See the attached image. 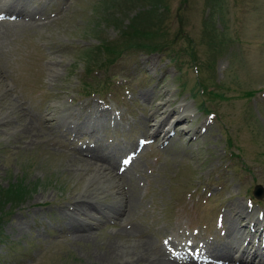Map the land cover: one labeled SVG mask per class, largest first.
I'll return each instance as SVG.
<instances>
[{"label":"rangeland","instance_id":"374dc122","mask_svg":"<svg viewBox=\"0 0 264 264\" xmlns=\"http://www.w3.org/2000/svg\"><path fill=\"white\" fill-rule=\"evenodd\" d=\"M0 4L27 13H0V194L26 189L0 264H164L232 229L261 256L264 0Z\"/></svg>","mask_w":264,"mask_h":264},{"label":"bare ground","instance_id":"6f19581e","mask_svg":"<svg viewBox=\"0 0 264 264\" xmlns=\"http://www.w3.org/2000/svg\"><path fill=\"white\" fill-rule=\"evenodd\" d=\"M6 10L9 11L7 8H5L3 6V4H0V13H2L4 15L6 13L9 16H17V17L21 16L22 18H24V15H27V13H23L21 9H18L17 11L13 10L10 13H7ZM13 13H14V15H13ZM182 108L187 109L186 105H183ZM181 118H182V116L177 117L176 119L180 120ZM97 157H99V156H97ZM109 164H111V163H109ZM94 171H95L94 174H96V176L97 175L99 176V174H100L99 171H96V170H94ZM238 212L239 211H236V213H238ZM242 212L244 213V214H242V216H245L248 213L247 211H244V210H242ZM255 222L256 221L254 219L253 223H255ZM231 232L234 235H236L238 238H240L241 240H245L244 247L239 252H236V250H239L240 248H239V246H235V244L230 245V246L224 245L222 250H221V248L218 249L219 251L213 249L214 252L211 251V252L204 253L203 256H196V257L192 256V257L188 258L186 256L185 257L182 256L183 254L181 253L179 247L173 244V245H171L172 248L169 250V252H166L167 253V259L169 261L167 260L168 262H164V264H234L233 261L235 263L239 262L237 264H264V253L260 252L262 254H261V256H259L258 248H256V250H254L252 253L248 252V250L246 249L247 243H249V241H250L249 236H244V234L242 235L241 233H243V232H239L238 229H232ZM144 245L147 248V242L144 241ZM161 263H163V262H161Z\"/></svg>","mask_w":264,"mask_h":264},{"label":"trees","instance_id":"16d2710c","mask_svg":"<svg viewBox=\"0 0 264 264\" xmlns=\"http://www.w3.org/2000/svg\"><path fill=\"white\" fill-rule=\"evenodd\" d=\"M110 9L113 10L114 8L113 7H110ZM113 14H115V12H113L111 15H113ZM103 18L105 20L106 19L109 20L110 23L113 22V21H118L117 17H114V16H111V18H109V19L106 16L103 17ZM115 25L118 26L117 23ZM121 25H122V23H121ZM144 32L145 31H142L140 29H138V30L135 29L128 22L126 23L125 27H124V24H123V27L120 30H118V34L119 35H122V36H125V38L128 37L129 34H132V35H134V34L135 35H142V34H144ZM129 42L130 43L127 44L129 46H142L144 49L146 48V49L154 50V51H156V49H159V48L161 49V48L164 47V46L163 47L162 46L159 47L158 45L157 46H155V45H149L148 46L147 44L144 45V44H140V43H137V42L135 43V42H132V41H129ZM97 48L100 49L101 46H98ZM18 187H19V190L21 189L23 191H19L17 193H15V192L11 193V191H8L7 194L6 193L4 195L0 194V243L1 244H6L5 242H3V233L1 232V230H2V226L6 222L5 220L13 213V209H12L13 203H11L12 205L7 206V208H5V209L1 208V206H2V204L5 203L4 202L5 199H6V201H9L10 199H12L14 201L15 200H19V199H23L22 197L24 196L23 194L25 193L26 189L24 190V187H20V186H18ZM18 194L21 195V196L16 197ZM1 198H3V199H1Z\"/></svg>","mask_w":264,"mask_h":264},{"label":"water","instance_id":"95a60500","mask_svg":"<svg viewBox=\"0 0 264 264\" xmlns=\"http://www.w3.org/2000/svg\"><path fill=\"white\" fill-rule=\"evenodd\" d=\"M253 188H254V190H253L254 195L259 196L260 193L262 192L261 187H259L258 184H255V186Z\"/></svg>","mask_w":264,"mask_h":264}]
</instances>
